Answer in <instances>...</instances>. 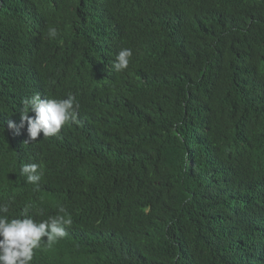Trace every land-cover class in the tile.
Wrapping results in <instances>:
<instances>
[{"label":"trees","instance_id":"1","mask_svg":"<svg viewBox=\"0 0 264 264\" xmlns=\"http://www.w3.org/2000/svg\"><path fill=\"white\" fill-rule=\"evenodd\" d=\"M24 77L80 121L24 143ZM0 204L79 220L34 264H264V0H0Z\"/></svg>","mask_w":264,"mask_h":264},{"label":"clouds","instance_id":"2","mask_svg":"<svg viewBox=\"0 0 264 264\" xmlns=\"http://www.w3.org/2000/svg\"><path fill=\"white\" fill-rule=\"evenodd\" d=\"M48 35L57 36V29L49 28ZM132 55L130 48H122L115 56L114 69L117 72L127 69ZM24 82L26 90L21 104L20 124L18 126L11 120L7 124L9 129L27 125V140L24 143L37 140L41 133L43 137L56 135L62 127L70 126L72 121H80L79 103L74 94L56 97L52 89L38 88L29 77H24ZM38 168L39 165L35 163L25 164L20 174L26 176L28 183L35 184L41 179ZM231 208L242 214V222L237 226L240 227L246 221L247 213L236 205H230ZM60 212H64V209L61 208ZM42 217L45 218L35 206L29 205L27 208L0 204V264H34L40 251L49 250L58 239L72 236L73 227L79 226V220L73 221L67 214L58 213L43 221Z\"/></svg>","mask_w":264,"mask_h":264}]
</instances>
